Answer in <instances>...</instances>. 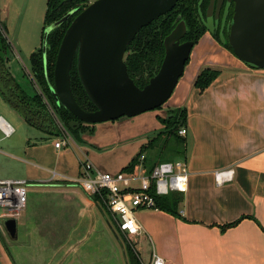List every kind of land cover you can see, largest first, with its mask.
<instances>
[{"label":"crops","instance_id":"0c3cea01","mask_svg":"<svg viewBox=\"0 0 264 264\" xmlns=\"http://www.w3.org/2000/svg\"><path fill=\"white\" fill-rule=\"evenodd\" d=\"M206 67L218 68L220 73L201 90L195 82ZM184 107L189 181L187 190L181 192L179 216L154 208L134 209L141 231L137 235L122 232L117 236L123 240L125 250L128 242L137 253L134 239H148L149 263L156 253L164 258V264H264V68L249 67L207 30L194 45L184 74L164 104V113L156 115L158 128L164 127L158 116L165 117L169 109ZM137 125L142 128V121ZM147 132L141 129L128 139L138 140L140 150L153 138L146 137ZM55 142L50 149L59 157L56 160H50L47 148L36 143L26 147V157L0 151L18 159L25 169L16 176L6 174L0 179H25L31 193L26 210L17 220V236L11 238L21 240L35 235L42 242L47 238L61 240L57 245L61 244L62 254L59 256L58 250V256L52 259L46 253L48 257L42 262L39 259L38 264H79L70 250L96 238L100 229L105 230L103 208L72 180L80 174V167L72 173L61 162L68 149L56 148ZM137 152L123 159L125 164L117 172ZM41 164L47 167L42 168ZM228 169H233L232 179L218 183L216 173ZM37 198L42 207L33 219L30 214ZM109 215L116 227L114 215ZM40 246L46 249L44 244ZM0 253V264H14L10 252ZM138 256L144 264L139 253Z\"/></svg>","mask_w":264,"mask_h":264},{"label":"water","instance_id":"95a60500","mask_svg":"<svg viewBox=\"0 0 264 264\" xmlns=\"http://www.w3.org/2000/svg\"><path fill=\"white\" fill-rule=\"evenodd\" d=\"M179 0H94L73 19L66 30L56 58L54 83L47 74L48 36L77 9L45 27L43 57L45 72L55 100L76 117L72 129L81 123H101L133 117L162 106L171 97L190 59L194 41L183 40L187 25L180 20L164 39L165 55L157 73L139 87L125 61L129 44L145 26L170 12ZM181 15L178 16V19ZM212 34L214 30L207 26ZM221 41L226 39L221 36ZM234 54L251 68H264V0H235L228 33ZM77 61L80 80L97 107L85 110L72 89V67ZM4 225L11 237L17 236V220Z\"/></svg>","mask_w":264,"mask_h":264},{"label":"rangeland","instance_id":"374dc122","mask_svg":"<svg viewBox=\"0 0 264 264\" xmlns=\"http://www.w3.org/2000/svg\"><path fill=\"white\" fill-rule=\"evenodd\" d=\"M92 1L94 0H89L87 4H90ZM48 2L49 0H0V24L5 27L4 33L8 47L6 51L1 52L2 57L12 76L30 96H33L36 92L32 80L34 73L30 58L32 53L40 49L43 45ZM193 52H196L195 49ZM164 104L161 107L146 111L134 117L126 116L124 119L118 118L101 123H84L82 130L78 131L81 125L76 128L77 133L70 131L67 125L62 122L59 123L62 134L56 136L46 134L42 130L27 123L0 92V116H4L15 128V132L11 136H5L0 128V151L14 152L25 156L26 147L36 143L39 146H43V148H47L46 150L49 152L48 156L50 160H56L59 157L56 156L50 147L54 145V140L59 141L67 138L69 144L68 146H64V149L67 148L68 153L64 158H61V162L64 165H68L72 173L76 172L79 167L81 171L82 164L86 162L87 158L97 163L100 167H103V169H106V171L115 173L125 164L123 159H128L131 155H135L136 151H140V142L135 140V138L130 140L128 139L129 137H133L142 129L143 131H148L146 137H153L152 139H154L163 130L164 127L162 129L158 128L160 123L157 122L156 115L164 113ZM164 116L167 117L168 113L166 112ZM122 120H125L126 125L122 123ZM138 121H142V128L138 125L136 127ZM127 127H130V129H127ZM66 135L67 137H65ZM125 139H128V141H124ZM88 142L98 144L102 148L97 149L95 145ZM160 142L156 148L145 152V155L152 164L164 160L182 159V157L173 154L172 151L164 152L158 157ZM86 151H89V153L86 154ZM9 154L12 155L11 153ZM6 155L0 152V177H5L6 174L16 176L25 170L21 168L22 162ZM41 167L45 168L47 166L41 164ZM30 194L28 190V195L30 196ZM35 200L30 214V217L33 219L34 213L38 212L42 207L40 198ZM105 205L104 207L102 206L103 212L101 213L105 230L100 229L99 233L96 234V238L77 244V249L73 250V252L72 249L70 250L73 253L72 255L76 256L75 259L77 261L75 263L129 264L126 250L121 242L123 240L117 236L114 221L110 217L111 215H109L111 212L106 203ZM137 213L135 211V215ZM36 235L39 234L36 233ZM22 239L25 241L23 242ZM22 239H12L4 223L0 222V252H10L14 264H38L39 259L42 262L48 257L46 253H49V257L51 256L54 259L58 256L59 251V256L63 252L61 244L59 246L57 245L61 240L56 241L55 238L54 240L47 238L43 241L44 243L35 235ZM41 243L44 244L46 249H40ZM133 243L138 249L137 251L142 262L149 264L151 245L148 239L143 237L138 241L135 238ZM54 251L57 252L54 254Z\"/></svg>","mask_w":264,"mask_h":264},{"label":"trees","instance_id":"16d2710c","mask_svg":"<svg viewBox=\"0 0 264 264\" xmlns=\"http://www.w3.org/2000/svg\"><path fill=\"white\" fill-rule=\"evenodd\" d=\"M88 1L49 0L48 2L45 20L46 26L60 19L70 10L77 9L67 21L60 27L54 29L48 36L47 74L52 84L54 83V67L62 38L73 19L88 6ZM179 15H181V20H184L187 25V33L183 40L194 41L195 45L208 30L196 18V0H180L170 12L143 27L129 44L125 58L128 72L139 87H144L149 82V79L159 70L165 55L164 39L178 24ZM4 32L5 27L0 24V92L27 123L42 130L44 133L56 136L61 135L62 132L59 123L62 122L67 125L70 131L77 133L76 129H72L69 126V122L76 119L75 115L65 106L59 105L52 94L45 72L43 48L41 47L37 51H34L30 58L34 73V78L32 79L33 85L36 88L35 94L30 96L24 91L6 67L1 53L8 48ZM213 36L218 42L234 53L228 41L223 43L221 37H217L214 33ZM219 73L220 69L218 68H204L196 79V87L204 90L214 81ZM71 76L73 93L78 103L85 110H95L97 107L89 98L80 80L76 59L73 63ZM167 113V117L158 116V119L164 125L163 130L156 138L149 140L147 144L141 147L137 155L122 169L124 172L136 174L141 165L145 172H151L155 164L151 163L145 155V152L156 148L159 145V141L161 142L158 149V157L164 152L172 151L173 154L185 159L187 152L186 139L179 134V130L186 124L187 110L185 107L172 108ZM83 125L84 123L82 122L78 131L82 130ZM142 155H145L143 160L141 159ZM93 197L101 206H106L104 199L99 194H95ZM154 197L156 201V205L153 207L154 209L164 210L175 216H179L178 205L183 200V194L181 192H172L168 195L155 194ZM115 229L117 233H122L117 225ZM125 247L129 264H142L138 253L132 249L128 242Z\"/></svg>","mask_w":264,"mask_h":264},{"label":"built area","instance_id":"2783aa9c","mask_svg":"<svg viewBox=\"0 0 264 264\" xmlns=\"http://www.w3.org/2000/svg\"><path fill=\"white\" fill-rule=\"evenodd\" d=\"M0 128L5 136H11L15 128L0 117ZM188 130L182 127L179 134L186 136ZM67 138L55 142L56 148L68 145ZM145 155H142V160ZM233 169L216 173L218 183L232 179ZM89 194H99L114 215L116 225L125 234L137 235L141 225L134 209L153 208L154 195H168L185 192L188 188L189 170L185 159L160 161L151 172H145L141 165L138 173L124 171L111 173L98 168L89 158L82 164L80 174L72 178ZM28 205V181L25 179H0V222L8 218L18 220ZM165 260L156 253L149 264H164Z\"/></svg>","mask_w":264,"mask_h":264},{"label":"flooded vegetation","instance_id":"af4514ba","mask_svg":"<svg viewBox=\"0 0 264 264\" xmlns=\"http://www.w3.org/2000/svg\"><path fill=\"white\" fill-rule=\"evenodd\" d=\"M179 2L180 0L177 4ZM196 3V18L199 23L206 28L209 26L214 30V34L217 37L220 38L223 36L226 41H228V33L234 14L235 0H196ZM178 20L180 21L181 18Z\"/></svg>","mask_w":264,"mask_h":264}]
</instances>
